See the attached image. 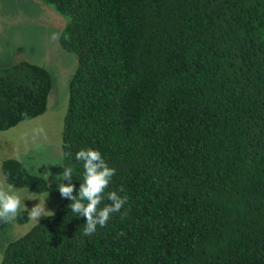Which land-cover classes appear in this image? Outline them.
<instances>
[{"label": "trees", "instance_id": "1", "mask_svg": "<svg viewBox=\"0 0 264 264\" xmlns=\"http://www.w3.org/2000/svg\"><path fill=\"white\" fill-rule=\"evenodd\" d=\"M41 1L64 17L57 41L75 55L62 172L74 169L78 191L75 154L98 150L115 169L100 207L110 191L128 201L84 236L61 198L6 241L0 264H264V0ZM50 86L41 64L0 66V130L41 114ZM0 171L47 188L15 157Z\"/></svg>", "mask_w": 264, "mask_h": 264}, {"label": "rangeland", "instance_id": "2", "mask_svg": "<svg viewBox=\"0 0 264 264\" xmlns=\"http://www.w3.org/2000/svg\"><path fill=\"white\" fill-rule=\"evenodd\" d=\"M64 22L63 16L41 0H0V66L26 59L45 66L51 77L45 110L0 130V160L15 157L47 181V188L41 193L14 187L24 199L25 207L22 205L21 209H27L29 215L23 223L15 219L8 223L0 221V253L6 241L36 222L29 212L34 205L44 203L45 209L51 211L62 198L58 190L61 180L54 177L62 173L60 129L75 55L60 47L51 36L59 33ZM46 173H50L47 178ZM0 180H4L1 171Z\"/></svg>", "mask_w": 264, "mask_h": 264}, {"label": "clouds", "instance_id": "3", "mask_svg": "<svg viewBox=\"0 0 264 264\" xmlns=\"http://www.w3.org/2000/svg\"><path fill=\"white\" fill-rule=\"evenodd\" d=\"M58 38L57 33H53L51 36L53 41ZM75 159L83 163L84 169L83 183H80L78 191L71 183L74 171L71 166L63 167V172L56 175L54 179L65 181V183L58 184L59 193L62 198L71 201L68 208L70 207L76 217L83 216L86 219L83 235L90 236L97 231V226L105 227L113 213L121 211L128 201V196H121L116 191H110L107 194V199L111 203L100 207L105 189L111 182L115 169L109 167L101 153L92 148L77 151ZM48 175L50 173H46V178ZM74 191L76 194H73ZM124 191L125 189L121 186L119 192ZM23 200L12 184L7 183L6 179L0 180V221L8 223L14 219L22 205L25 207ZM29 212L31 219L37 223L41 216L51 217L54 215L45 209L44 203L34 205ZM124 215L127 213H122V216Z\"/></svg>", "mask_w": 264, "mask_h": 264}]
</instances>
